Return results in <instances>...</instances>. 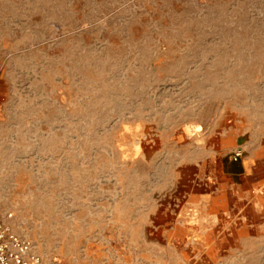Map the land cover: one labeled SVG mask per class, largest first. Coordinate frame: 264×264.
I'll return each instance as SVG.
<instances>
[{"label":"rangeland","instance_id":"1","mask_svg":"<svg viewBox=\"0 0 264 264\" xmlns=\"http://www.w3.org/2000/svg\"><path fill=\"white\" fill-rule=\"evenodd\" d=\"M238 149L264 159V0H0V213L45 260L264 264V215L178 231L183 168Z\"/></svg>","mask_w":264,"mask_h":264},{"label":"crops","instance_id":"2","mask_svg":"<svg viewBox=\"0 0 264 264\" xmlns=\"http://www.w3.org/2000/svg\"><path fill=\"white\" fill-rule=\"evenodd\" d=\"M263 177L264 159L253 157L235 162L216 153L202 165L186 166L179 177V187L171 195L173 205L180 206L181 220L187 223L178 231L185 237L208 241V233L198 222L223 221L230 217L231 221L244 223L249 216L261 217L264 195L259 189L263 187ZM243 228L246 227L235 230L240 232ZM224 233L221 237L228 235Z\"/></svg>","mask_w":264,"mask_h":264},{"label":"built area","instance_id":"3","mask_svg":"<svg viewBox=\"0 0 264 264\" xmlns=\"http://www.w3.org/2000/svg\"><path fill=\"white\" fill-rule=\"evenodd\" d=\"M244 151L238 149L233 154V161L243 157ZM0 264H67L48 261L40 256L34 245L27 238L12 231L0 213Z\"/></svg>","mask_w":264,"mask_h":264}]
</instances>
